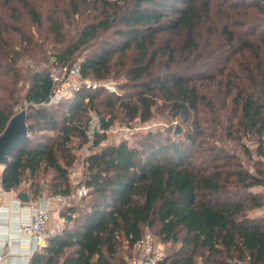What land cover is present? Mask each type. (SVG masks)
<instances>
[{
	"label": "trees",
	"instance_id": "16d2710c",
	"mask_svg": "<svg viewBox=\"0 0 264 264\" xmlns=\"http://www.w3.org/2000/svg\"><path fill=\"white\" fill-rule=\"evenodd\" d=\"M20 1L43 24L39 11ZM57 13L48 16L51 31L77 16L86 20L50 53L48 65L44 55L19 66L36 47L32 41L18 49L0 41V135L23 103L29 126L26 142L3 169L6 190L34 200L46 174L50 194L74 188L71 143L87 141L89 112L99 110L107 90L83 87L50 105L56 66L78 62L83 76L96 80L123 73L128 82L121 87L133 92L106 96L108 105L118 103L129 121L150 120L162 105L185 129L178 138L149 132L136 145L124 140L92 151L84 206L63 209L65 225L31 264H129L120 254L123 241L133 250L145 226L181 243L157 264H197L198 257L202 264H264V214H250L264 207L252 190L264 186V0H68ZM83 48L90 52L78 61ZM112 119L101 118L103 129ZM244 138L256 144L255 172L227 147L238 142L252 159ZM102 139L97 132L93 147ZM25 176L30 182L20 190Z\"/></svg>",
	"mask_w": 264,
	"mask_h": 264
},
{
	"label": "rangeland",
	"instance_id": "374dc122",
	"mask_svg": "<svg viewBox=\"0 0 264 264\" xmlns=\"http://www.w3.org/2000/svg\"><path fill=\"white\" fill-rule=\"evenodd\" d=\"M28 2L36 8L41 17L43 19V24L38 26L32 20V18L27 13V8L25 4L20 0H0V41H4L11 45L12 48L18 49L21 46L27 44V42L32 41V44L36 47L32 49L31 52H26L23 58L19 62V66L26 67L31 64L34 65L36 61L33 58H42V56L46 55L47 60L42 61V65L49 64V56L51 52H56L64 46L65 43L71 41L77 34L78 30L82 26H77V23H83L85 18L81 16L75 17L72 23H65L64 26L60 27V32L51 31L54 27L49 26L48 24V16L57 10V14H62L66 8H68V0H28ZM91 9V8H90ZM90 11V10H89ZM232 26H238L237 23H233ZM90 52V49L83 48L78 56L77 60L82 61L86 54ZM217 53V51L215 52ZM116 67L115 69H117ZM83 85L88 83H94L98 81L101 83L102 88L107 90L101 97L98 98V106L99 110L92 109L89 112V116L93 113H96L100 116V118L105 117L107 120L112 119V123L109 128L101 130V136L103 139L98 147H93L94 138H88L87 141L83 142L82 138L74 137L73 143H71V152L73 154L74 163L69 168L70 174L75 173L72 177L70 175V184L75 187L76 185L84 183L85 176L84 172L87 164V157L92 151L98 150L102 146H106L108 144L119 143L121 141H128L131 145L138 144L139 140L144 138L149 132L153 133H167L174 137L178 138L180 135L176 133V129L179 127L182 131L185 129V125L178 118L171 117L169 115L168 108L160 105L159 107L155 106L154 115L150 120L141 121L140 118L129 121L128 118L124 117L118 103L113 107L108 105L106 101V96H110L113 100L116 99L117 96L129 94L133 92V89H123L121 86L124 85L127 81V78L123 73L120 74H112L109 78L104 80H96L92 76L83 77L80 79ZM23 82H21L22 84ZM86 87V86H84ZM208 90V88H207ZM214 90V89H211ZM25 103L18 106L17 111H21L22 107ZM55 105V104H50ZM50 134H53L50 132ZM243 142L248 146L252 151L255 150L256 144L252 139L244 138ZM227 147L231 149L232 152L239 154L241 159L243 160V164L250 171L255 172L256 165L254 161L257 160L258 156L255 151L252 159L246 158L242 153V147L240 143H235L234 141H227ZM235 146V147H234ZM4 167L0 165V177L2 174ZM39 177L34 180L39 181ZM48 178H50V174H46V177L41 180L40 183L43 186L47 187L45 183H47ZM28 176H25V181L23 182L20 190L29 184ZM45 187L42 195H51L49 190ZM253 191L259 192L264 198V186H256L252 188ZM55 194V193H52ZM72 205L76 207H83L84 201L82 199H75L72 202ZM63 209L54 208L53 210V218L51 225L52 229L55 226L56 222L59 220V217L62 216ZM264 214V207L258 210L250 211V214ZM73 216V215H72ZM74 216H78L76 213ZM71 224V223H70ZM65 225V224H64ZM156 231V227L145 226L144 232H151L154 234ZM181 234V233H179ZM158 237V236H157ZM159 242H162V246L164 248L165 257L172 251L180 247V242L173 243L172 241H166L161 237H158ZM123 246L121 247L122 254L125 257V260H131L135 255L134 248L129 249L126 245V242L123 241ZM236 262V260H233ZM197 264H202V258L198 257ZM240 264H248L247 262H242Z\"/></svg>",
	"mask_w": 264,
	"mask_h": 264
},
{
	"label": "built area",
	"instance_id": "2783aa9c",
	"mask_svg": "<svg viewBox=\"0 0 264 264\" xmlns=\"http://www.w3.org/2000/svg\"><path fill=\"white\" fill-rule=\"evenodd\" d=\"M53 80V90L49 98L48 104H58L65 98H70L76 92L81 90L84 86L87 88H97L101 83L95 81L94 83L82 84L80 79H83L82 68L80 63H74L69 66H56L51 71ZM104 131L102 121L98 114L90 115V121L86 130L88 138H95L97 132ZM72 177L75 173L70 174ZM90 188L84 184L76 185L70 193H55L51 195H44L32 204L31 212L27 220L23 221L17 229V232L26 236L29 242L34 243V252L40 250L47 244L49 236L56 235L64 226L65 217H60L53 229L47 232L51 225L54 208L65 209L72 205L75 199H81L88 195ZM17 195L14 190H6L0 177V201L9 193ZM17 197V196H15ZM18 198V197H17ZM19 200V199H17ZM3 220L0 216V226ZM15 240L11 236L2 238L0 235V264H3L7 256L14 253L13 246ZM135 255L129 264H157L165 257L162 242H159L158 237L146 232L144 236L138 240L134 245ZM31 252L27 254V260L22 264H31Z\"/></svg>",
	"mask_w": 264,
	"mask_h": 264
},
{
	"label": "crops",
	"instance_id": "0c3cea01",
	"mask_svg": "<svg viewBox=\"0 0 264 264\" xmlns=\"http://www.w3.org/2000/svg\"><path fill=\"white\" fill-rule=\"evenodd\" d=\"M15 192L17 193V191ZM15 196L17 195H14V192L9 193L0 201V216L1 220H3L0 226V235L2 238L11 236L15 240L13 246L15 252L8 255L3 264H22L27 260V254L31 252L33 257L37 252L33 251L34 243L29 242L26 236H22L17 232L18 226L28 219L31 206L37 198L31 199L29 202H22L21 200H17L18 198ZM51 229L52 226H49L47 232L49 233Z\"/></svg>",
	"mask_w": 264,
	"mask_h": 264
},
{
	"label": "water",
	"instance_id": "95a60500",
	"mask_svg": "<svg viewBox=\"0 0 264 264\" xmlns=\"http://www.w3.org/2000/svg\"><path fill=\"white\" fill-rule=\"evenodd\" d=\"M180 131L178 127L176 133ZM29 136V126L27 123V110L25 107L11 118L4 132L0 135V165L7 166L10 155L14 150L24 144ZM17 197L22 202L31 200L29 194L20 192Z\"/></svg>",
	"mask_w": 264,
	"mask_h": 264
}]
</instances>
